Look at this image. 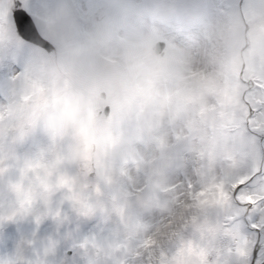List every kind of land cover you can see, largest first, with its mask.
Wrapping results in <instances>:
<instances>
[{
    "label": "rangeland",
    "instance_id": "rangeland-1",
    "mask_svg": "<svg viewBox=\"0 0 264 264\" xmlns=\"http://www.w3.org/2000/svg\"><path fill=\"white\" fill-rule=\"evenodd\" d=\"M263 246L264 0H0V264Z\"/></svg>",
    "mask_w": 264,
    "mask_h": 264
},
{
    "label": "water",
    "instance_id": "water-1",
    "mask_svg": "<svg viewBox=\"0 0 264 264\" xmlns=\"http://www.w3.org/2000/svg\"><path fill=\"white\" fill-rule=\"evenodd\" d=\"M15 5L19 6L20 2L16 1ZM12 16H13L16 33L20 38L44 49L46 52L55 51L54 45L39 34L31 16L23 8L20 7L16 8L13 11ZM163 46H164V42L157 41L155 43L154 53L160 54ZM100 96L104 97V93L101 92ZM103 112L104 114L108 113V106L104 107ZM60 264H66V263H60ZM259 264H264V261L260 262Z\"/></svg>",
    "mask_w": 264,
    "mask_h": 264
},
{
    "label": "bare ground",
    "instance_id": "bare-ground-1",
    "mask_svg": "<svg viewBox=\"0 0 264 264\" xmlns=\"http://www.w3.org/2000/svg\"><path fill=\"white\" fill-rule=\"evenodd\" d=\"M264 261V246L257 247L256 253L252 259V264H259Z\"/></svg>",
    "mask_w": 264,
    "mask_h": 264
}]
</instances>
